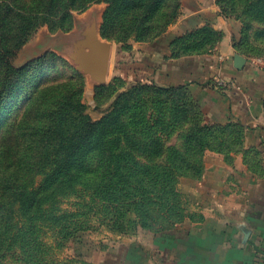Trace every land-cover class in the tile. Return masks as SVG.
Instances as JSON below:
<instances>
[{
  "label": "trees",
  "instance_id": "trees-1",
  "mask_svg": "<svg viewBox=\"0 0 264 264\" xmlns=\"http://www.w3.org/2000/svg\"><path fill=\"white\" fill-rule=\"evenodd\" d=\"M92 1L96 0H0V52L10 49L1 44V35L7 27L17 34L11 44L13 55L39 26L32 19L41 15L55 17ZM132 1L140 13L131 19L123 12H115L127 0H107L109 7L101 27L104 37L111 36L105 29L110 10L118 27L124 29L118 40L134 33L139 39L158 37L180 12V0ZM220 1L223 0L216 3L221 12L227 13ZM226 1L229 10L235 11V5H240L247 15L254 9H264V0ZM259 16L264 18V12ZM222 35L220 30L204 25L174 36L168 43L170 56L209 51ZM241 40L244 39L235 41V46L246 54ZM0 65H5L0 83L1 105L16 92L17 77L24 69L7 66L3 61ZM45 83L32 79L30 93H16L17 104L22 101L15 115L16 130L10 121L0 126V263L10 258L24 264H48L37 238L43 231L38 223L43 220L58 223L69 218L71 232L77 230L74 219L82 213L62 211L57 204L60 197L69 195L80 197L83 206L98 214L101 224L110 231L123 232L138 226L161 232L172 230L187 217L178 187L180 180L202 176L206 150L229 153L242 148L244 130L239 123H207L185 85L162 86L153 82L132 83L107 114L91 120L80 98L83 86L80 78L78 93L71 91V107L66 109L60 106V100L53 101L52 108L38 109L36 123L24 128L33 112L29 105L48 94ZM139 94L144 98L140 99ZM68 119L71 128L64 126L63 121ZM63 133L68 138L61 139L59 135ZM165 133H177L175 141L164 142L160 135ZM15 135L18 144L11 145L9 140ZM28 136L37 138L26 139ZM12 149H21L22 154L12 155ZM45 158L52 160L50 169L47 173L36 171L44 177L34 186L30 171ZM248 158L247 163L256 169L259 161L254 154Z\"/></svg>",
  "mask_w": 264,
  "mask_h": 264
},
{
  "label": "crops",
  "instance_id": "crops-1",
  "mask_svg": "<svg viewBox=\"0 0 264 264\" xmlns=\"http://www.w3.org/2000/svg\"><path fill=\"white\" fill-rule=\"evenodd\" d=\"M180 2L179 15L158 47L133 45L136 54L129 78L185 85L207 123L243 126L242 148L229 153L206 150L202 176L181 179L182 196L198 216L187 217L171 237L153 239L154 243L172 240L174 247L156 250L140 239L132 244L146 253L145 264H264V70L237 50L239 23L222 15L215 0ZM204 25L223 34L211 50L170 56V39ZM236 55L244 58L241 64ZM247 150L259 161L256 169L246 161L252 154Z\"/></svg>",
  "mask_w": 264,
  "mask_h": 264
},
{
  "label": "rangeland",
  "instance_id": "rangeland-1",
  "mask_svg": "<svg viewBox=\"0 0 264 264\" xmlns=\"http://www.w3.org/2000/svg\"><path fill=\"white\" fill-rule=\"evenodd\" d=\"M220 2L223 9L225 7L228 11L227 13H222L221 6L216 3L215 0L220 13L226 17L234 18L239 23V34L235 41L244 39L243 42L241 40L243 44H240V46L247 51L245 55L249 57L263 56L264 18L260 17L259 13L264 12V9H254L251 11L252 13L247 15L243 12V8L240 5H235V8H233L235 11H232L228 9V5H230L228 1L223 0ZM108 7L109 3L107 0H96L88 3L82 8L72 9L65 13L62 12L55 17H42L41 15L38 19H32L34 23L39 22V26L30 35L29 39L19 49L14 51L15 54L13 55L10 53L11 44H13V38L16 37L17 34L14 30H9V27L6 28V31L1 35V44L4 48L10 49L0 52L2 56L0 61L14 68L21 69L23 67L24 72L17 77L16 92L12 96L7 97V100L3 101L0 105V126H5L10 121L13 130H16V126L18 125L15 123L17 122V120L15 121V115L19 112L18 108H20V102H22L19 100V104H17L16 93L19 91L22 93L24 92L26 95L30 93L29 85L32 83V79L34 81H46L44 88H47L46 92L48 94L40 102H36L34 105L31 103L29 105L32 106L33 112L30 113L27 123L23 124L24 128H27L26 125L36 123L38 112L40 111L38 109H42L43 107L52 108L55 105L53 101L60 100V106H64L66 109L71 107V91H73V93H78V80L80 78L83 81V86H81L80 90V98L84 104L85 112L89 115L91 120L101 119L113 108L118 97L126 91L132 83L137 81L129 78L131 75L130 64L132 56L136 54L133 45L140 44L145 48L149 46L158 47L160 42L158 40L163 34L155 38L144 37L139 39L137 34L134 33L130 34L125 40H118L117 37L124 35V29L122 30L118 27L117 18L113 14L114 12L110 10L108 13V21L105 22V29L111 36L104 37L101 33V27L103 26L104 14ZM92 10L98 11L99 33L101 37L111 41L113 44L107 82L95 86L88 83L85 75L75 68L71 59L65 53L57 49H48L45 53L40 55L39 49L41 46L48 45L50 36L57 31L74 30L77 26V21L79 19L89 18ZM116 10L115 12H123V15L131 17V19L134 17V14L140 13V11H137L136 5L132 0H127L125 5L123 2ZM4 70L5 65H0V83ZM74 95L73 98L76 97V94ZM139 96L140 99L142 97L144 98L142 94H139ZM9 117L11 118L9 119ZM63 123L67 128H71V119L64 120ZM20 130H22L23 133L26 132V130L22 128ZM14 132L15 131H13V134ZM176 135L177 133H165L160 136L164 142L170 143L171 141H175ZM59 136L61 139L68 138L64 133ZM15 137H17V135L13 136L11 138L12 140H9L11 145L14 143L18 144L15 142ZM29 138L36 139L37 137H26V139ZM24 139L25 138H22V141ZM11 154L19 155L22 154V151L21 149H12ZM51 161V159L45 158L41 160L40 163H37V168L35 170L30 171V173L34 175V186L38 185L44 177L43 173H38L36 171L40 169L41 172L45 171L47 173L50 169L49 163ZM189 179L197 180L199 178ZM180 183L181 182H179V184ZM179 184L178 187H180ZM80 199V197L75 195H69L60 197L57 203L62 211H78L82 213L79 217L74 219V226H78L77 230L71 232V219L69 218L62 219L58 223H53L49 220H43L39 222L40 224L38 223L39 226L43 227V231L39 233L37 237L39 246L43 250L44 257L49 259V262L57 261L62 264H145L147 263L146 253L140 252L138 250L139 246L132 243H136L137 240L140 239L147 247H155L156 250L164 247H174L172 240L169 241V243H160L156 240V243H154L153 239L157 235L171 237L174 229L180 226L183 227L184 225L182 221L167 232H161L157 229L150 230L142 228L141 226L129 229L128 231L113 232L110 231L105 224H101L99 215L95 214L93 210H89L85 205L83 206ZM181 200L187 217L191 219L197 217V212L189 208L188 200L182 196V193ZM149 239H152V242ZM49 262L48 264H50ZM0 264H24V262L7 258Z\"/></svg>",
  "mask_w": 264,
  "mask_h": 264
},
{
  "label": "water",
  "instance_id": "water-1",
  "mask_svg": "<svg viewBox=\"0 0 264 264\" xmlns=\"http://www.w3.org/2000/svg\"><path fill=\"white\" fill-rule=\"evenodd\" d=\"M112 42L99 33L98 11L92 10L89 18L79 19L71 31H57L50 36L48 45L41 46L40 55L48 49H57L65 53L75 68L83 73L91 85L107 82ZM36 47V46H35ZM243 57L236 55L241 64Z\"/></svg>",
  "mask_w": 264,
  "mask_h": 264
},
{
  "label": "built area",
  "instance_id": "built-area-1",
  "mask_svg": "<svg viewBox=\"0 0 264 264\" xmlns=\"http://www.w3.org/2000/svg\"><path fill=\"white\" fill-rule=\"evenodd\" d=\"M251 64L259 69L264 70V55L263 56H254L249 58ZM218 84H223L221 80H218Z\"/></svg>",
  "mask_w": 264,
  "mask_h": 264
}]
</instances>
